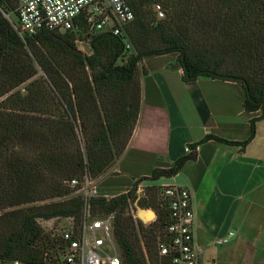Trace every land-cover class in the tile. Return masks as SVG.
<instances>
[{
	"label": "trees",
	"instance_id": "1",
	"mask_svg": "<svg viewBox=\"0 0 264 264\" xmlns=\"http://www.w3.org/2000/svg\"><path fill=\"white\" fill-rule=\"evenodd\" d=\"M125 1L133 20L120 35L90 30L82 21L79 32L41 31L22 39L11 19L16 0H0L2 264H54L46 260L53 241L37 220L72 217L80 224L84 202L67 197V182L85 176L99 181L124 151L139 115L142 59L176 55L184 82L205 78L243 87L244 111L259 113L249 121L247 139L209 135L205 140L242 151L264 118V0ZM155 3L162 4L163 20L151 18ZM77 36L89 55L76 48ZM190 149L168 167L133 181L127 192L88 202L92 217L112 216L121 264H171V256L158 254L169 223L162 187H145L136 202L155 212L154 221L133 219L130 207L142 181L175 176L193 158Z\"/></svg>",
	"mask_w": 264,
	"mask_h": 264
},
{
	"label": "crops",
	"instance_id": "2",
	"mask_svg": "<svg viewBox=\"0 0 264 264\" xmlns=\"http://www.w3.org/2000/svg\"><path fill=\"white\" fill-rule=\"evenodd\" d=\"M138 76L140 109L134 130L97 182L96 194L125 193L133 181L168 167L193 146V158L175 176L144 180L138 187L177 186L190 192L198 264H264V118L255 123V134L242 151L205 140L209 135L229 142L247 139L249 121L259 113L244 111L239 83L205 78L184 82L176 55L142 59ZM119 175L130 177L131 184L103 193L99 187L104 180ZM231 232L227 243H214Z\"/></svg>",
	"mask_w": 264,
	"mask_h": 264
},
{
	"label": "built area",
	"instance_id": "3",
	"mask_svg": "<svg viewBox=\"0 0 264 264\" xmlns=\"http://www.w3.org/2000/svg\"><path fill=\"white\" fill-rule=\"evenodd\" d=\"M159 17V5L154 6ZM9 20V16L5 15ZM133 20L125 0H16L14 29L20 38L35 36L41 31L79 32L83 21L90 30L108 31L120 35L124 26ZM126 48L130 44L125 40ZM96 180L84 177L67 182V197L82 198L83 213L77 226L72 217L37 220L39 227L56 243L57 264H121L118 245L113 235V219L92 217L88 202L96 194ZM161 206L168 211L167 240L158 243L159 256H171V264H198L193 242L194 212L190 192L183 187L166 186L161 190ZM105 198H109L104 196ZM61 199V198H59ZM58 199V200H59ZM135 205L130 207L133 219ZM138 219V218H137ZM233 236L215 239L223 245ZM7 264H21L12 261Z\"/></svg>",
	"mask_w": 264,
	"mask_h": 264
},
{
	"label": "rangeland",
	"instance_id": "4",
	"mask_svg": "<svg viewBox=\"0 0 264 264\" xmlns=\"http://www.w3.org/2000/svg\"><path fill=\"white\" fill-rule=\"evenodd\" d=\"M155 5H159L160 6V10L162 12V17H159L158 14L154 11V6ZM161 5H162L161 3H155V4H153V7L151 9V16H152L151 18H153L154 20H163V18H164L163 9H162V6ZM11 19L14 21L15 20V17L12 16ZM79 36L76 37L77 38L76 41H75L76 48L78 50H80L83 54L89 55L90 54V48L85 43V41L82 40ZM40 76H41V73L38 72V74H37V76L35 78H39ZM97 182H98V180H96V184H97ZM124 184L125 185L131 184L130 177H128V176L123 177V176L119 175V177L116 178V179H115V177H107L99 188L105 194H114V193H117L118 191H121V189H122L121 186L124 185ZM114 185H117V186H114ZM112 186H114V187H112ZM109 187H112V188L111 189H107ZM143 189H144V187L143 188H139L137 186L136 193H137V196L138 197L135 200V202L133 203V205H136V202H137L138 198L142 196ZM137 206L140 207V208H142V209H149V208H143V207H141L138 204H137ZM134 208H135L134 209V212L137 213L136 207H134ZM54 244H55L54 242L47 244V246H49V247H48V249L46 251L47 254H48L46 260L48 262H52L53 261L54 264H57L59 254L57 252V246L54 245ZM0 264H2V263L0 262ZM3 264H7V262H5Z\"/></svg>",
	"mask_w": 264,
	"mask_h": 264
},
{
	"label": "water",
	"instance_id": "5",
	"mask_svg": "<svg viewBox=\"0 0 264 264\" xmlns=\"http://www.w3.org/2000/svg\"><path fill=\"white\" fill-rule=\"evenodd\" d=\"M137 209V218L144 224L150 223L155 220L156 214L151 209H142L135 205Z\"/></svg>",
	"mask_w": 264,
	"mask_h": 264
}]
</instances>
